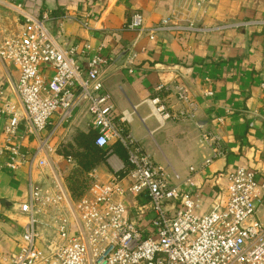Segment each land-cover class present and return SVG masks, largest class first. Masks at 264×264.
I'll use <instances>...</instances> for the list:
<instances>
[{
    "label": "built area",
    "instance_id": "2783aa9c",
    "mask_svg": "<svg viewBox=\"0 0 264 264\" xmlns=\"http://www.w3.org/2000/svg\"><path fill=\"white\" fill-rule=\"evenodd\" d=\"M0 7L19 16L17 30L0 44V59L18 71V103L0 86V119L6 121L0 172L3 168L16 172L23 167L49 166L58 149L50 145L52 133L47 137L43 133L49 126H54L55 133L72 125L75 114L82 110L91 118L96 146L110 149L114 140L125 148L129 163L128 167L117 165L113 150L109 151L107 163L114 174L105 182H94L78 203L70 199L58 177L45 187L32 186L28 201L19 206L24 220L19 248L10 257L0 256V264H264V223L257 217L264 207V180L257 170L238 167L228 172L225 205L197 213L200 201L194 199L197 180L192 173H202L224 155L221 139L203 132L211 156L200 168H191L187 179L171 177L133 137L125 121H118L105 91V59L91 56L92 48L86 44L82 53L87 67L81 65L79 47H68L53 35L50 12L27 13L3 0ZM234 26L260 27L264 33V19ZM129 28L151 40L163 33L204 31L193 22L184 24L172 17L147 28L139 12L132 16ZM261 85L264 89V82ZM174 88L184 104L181 111L169 109L159 96L146 101L160 124L195 116L197 103L187 89ZM156 90L170 89L159 86ZM25 138L35 144L33 149L24 148ZM66 161L74 166L71 157ZM141 196L150 205L146 223L133 221L127 204L128 198Z\"/></svg>",
    "mask_w": 264,
    "mask_h": 264
},
{
    "label": "crops",
    "instance_id": "0c3cea01",
    "mask_svg": "<svg viewBox=\"0 0 264 264\" xmlns=\"http://www.w3.org/2000/svg\"><path fill=\"white\" fill-rule=\"evenodd\" d=\"M3 1L21 6L27 13L50 12L53 35L68 47H79L77 58L84 67L87 60L82 51L86 44L92 48L91 56L106 60L105 91L111 97L118 121L130 126L133 137L171 177L187 179L191 168H200L211 156L202 140L203 132L221 139L224 155L202 173H192L197 180L194 199L200 201L197 213L206 214L225 205L224 177L235 168L257 170L264 180V33L260 27L234 26L263 20L264 0ZM1 12L11 15L16 25V13L4 9ZM137 12L143 14L147 28L172 17L184 24L193 22L204 31L163 33L151 40L147 34L129 28ZM17 82L15 66L0 59V86L18 103ZM159 86L170 90L158 92ZM176 86L187 89L197 103L195 116L160 124L146 101L159 96L169 109L181 111L184 104L177 98ZM208 91L212 95L207 96ZM5 124L0 119V146ZM91 126L89 114L82 110L75 114L72 125L55 133L54 126H49L43 135L52 133L50 145L59 149L77 132L94 133ZM114 143L111 140V147ZM23 145L27 150L35 146L29 138L24 139ZM50 161L44 169L1 170L0 256L10 257L19 248L24 225L19 206L28 201L31 187H45L55 177L66 187V177L74 166L59 153L52 155ZM113 161L119 166L124 164L115 152ZM95 173L97 170L94 177ZM127 204L133 221H148L150 205L146 196L130 197ZM257 217L264 223V207ZM42 233H47L45 228Z\"/></svg>",
    "mask_w": 264,
    "mask_h": 264
},
{
    "label": "trees",
    "instance_id": "16d2710c",
    "mask_svg": "<svg viewBox=\"0 0 264 264\" xmlns=\"http://www.w3.org/2000/svg\"><path fill=\"white\" fill-rule=\"evenodd\" d=\"M95 133L83 134L77 132L71 141L61 144L58 153L65 159L71 157L74 168L66 177V187L71 199L81 202L89 193L92 186L91 173L101 164H106L109 159V151L113 150L125 166H129L127 152L119 143H115L110 149H102L96 146Z\"/></svg>",
    "mask_w": 264,
    "mask_h": 264
},
{
    "label": "rangeland",
    "instance_id": "374dc122",
    "mask_svg": "<svg viewBox=\"0 0 264 264\" xmlns=\"http://www.w3.org/2000/svg\"><path fill=\"white\" fill-rule=\"evenodd\" d=\"M1 11H2V9L0 7V44H1V42H3L4 38L6 36H8V33L17 29V26L14 23H12L13 17L11 15L10 16L5 15V13H3ZM4 11H6V10L4 9ZM14 16H15V14H14ZM9 27H13L11 29H14V30H11ZM128 128H130V126H128ZM95 170H97V173H95V177L92 178V180H91L92 183H94L96 181H104L105 182L111 177V175L113 173V170L108 165V163L99 165L98 167H96Z\"/></svg>",
    "mask_w": 264,
    "mask_h": 264
}]
</instances>
